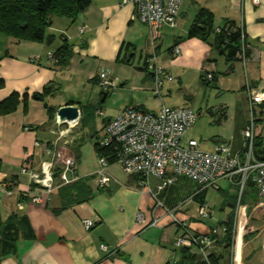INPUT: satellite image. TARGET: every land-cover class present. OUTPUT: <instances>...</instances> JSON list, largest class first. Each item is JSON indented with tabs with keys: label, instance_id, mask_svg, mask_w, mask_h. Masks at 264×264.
Segmentation results:
<instances>
[{
	"label": "crops",
	"instance_id": "1",
	"mask_svg": "<svg viewBox=\"0 0 264 264\" xmlns=\"http://www.w3.org/2000/svg\"><path fill=\"white\" fill-rule=\"evenodd\" d=\"M258 1L255 4L253 0L241 3L183 0L177 25L164 26L153 49L147 26L131 19V4L91 0L74 22L57 17L52 20L54 25L49 30L59 31L63 38L55 48L62 46L64 40L70 45L71 57L66 65H58L54 56L49 57V53H55L51 49L55 36L48 44L19 42L0 33L3 82L0 101L12 93H18L21 99L13 112L0 115V264H198L201 261L194 251L183 253L175 248L178 231L166 209L174 210L197 233L207 234L233 218L238 187L224 178L219 180L218 189L207 188L197 193L199 186L186 176L177 177L173 184L150 177L149 187H141L139 175L125 174L115 162H110L107 169L111 176L109 186L102 187L97 182L99 163L95 144L109 118L119 115L127 106L149 110L145 102L148 94L153 93V76L146 69V58L155 54L156 64L164 70L162 100L157 110L163 103L173 108L189 107L200 115L197 99L207 87L241 91L236 99L220 100L208 112L217 116L220 125L226 128L207 151H213L221 141H228L231 155L242 157L247 150L242 133L248 124L244 81L246 78L251 85L264 84V0ZM200 9L213 14L216 27L229 20L243 30L248 54L245 62L238 58L233 66L227 64L213 45V35L207 40L190 35ZM79 28H84L82 33ZM176 44L180 53L173 56L171 50ZM101 68L109 71L108 92H102L98 86ZM205 68L215 72L211 86L201 82ZM230 74L236 78L229 79L226 75ZM45 87H53L54 96L35 100L33 96ZM172 89L183 96L178 104L171 98ZM238 102L242 104L240 111L236 108ZM65 105L79 109L77 122L69 123L71 129L79 126L70 138L59 136V129L46 108L56 113ZM100 109L104 117L97 116ZM196 124L197 121L185 140L193 138ZM230 125L235 128L227 138ZM236 135L240 138L239 145L233 138ZM197 140L206 150L202 139ZM47 148L55 154L51 192L30 185V172L39 173L48 159ZM69 156L74 157L75 164L67 174L70 182L63 184L62 158ZM24 168L26 171L22 172ZM170 175L168 168L167 176ZM238 179L234 177L235 182ZM159 185L164 188L158 190ZM149 189L163 206H157ZM210 191L221 194L217 212L208 201ZM35 196L41 202L33 201ZM202 201L210 204V217L205 221L196 218ZM261 201L264 203L248 181L241 207L251 218L239 226V240L230 247H225L224 234H218L212 249L216 264H230L232 254L239 264H264V206L255 211ZM139 215L141 222L137 221ZM82 219H93L96 224L87 231ZM101 244L108 247L107 252L101 249ZM192 255L196 258H190Z\"/></svg>",
	"mask_w": 264,
	"mask_h": 264
},
{
	"label": "built area",
	"instance_id": "2",
	"mask_svg": "<svg viewBox=\"0 0 264 264\" xmlns=\"http://www.w3.org/2000/svg\"><path fill=\"white\" fill-rule=\"evenodd\" d=\"M120 5L131 4L133 6L132 20L144 23L148 28L150 45L154 49L156 41L160 38L161 29L164 26L175 27L179 10L183 0H117ZM241 3L243 0H233ZM258 4V0H253ZM84 28H79L82 33ZM219 28H217V31ZM242 34L241 53L238 57L245 62V34ZM173 56L180 53V47L174 46L171 50ZM49 57L53 55L49 53ZM147 70L153 76V94L162 100L161 89L164 81V70L156 64V56L153 54L146 58ZM215 72L209 68L202 71L201 79L212 84ZM98 86L102 92H108L111 88L109 71L101 68L98 72ZM244 89L246 94L248 124L243 130V137L247 142V150L243 156H232L228 141L218 143L213 151L203 150L197 139L185 140V135L195 125L199 115L192 108H173L162 103L157 111L140 109L127 106L117 116L109 118L104 125V133L98 140L100 147H111L113 161L107 157L98 156V185L109 186L111 176L107 169L110 162L119 164L127 175L137 174L140 176L139 186L149 187V178L157 177L164 179L165 184H173L177 177L186 176L194 181L199 189L197 193L207 188L218 189V182L228 178L232 184L238 187V194L234 205L232 218L231 244L236 242L238 228L251 218V214L241 207V201L245 186L251 181L260 199L264 200V160L258 159L253 151L254 143L260 140L264 146V84L251 85L245 78ZM98 117H104V112L97 110ZM77 122V121H76ZM75 122V123H76ZM54 123L59 129L61 125H67V130H58L62 137L69 133V123L63 124L55 115ZM55 132V131H52ZM47 160L42 164L39 173L30 172V185L38 186L51 192L53 178L51 167L55 154L51 149L45 150ZM64 169L60 174L61 182L67 184L70 180L68 172L73 168L75 159L73 156L62 158ZM168 168L171 175L167 176ZM24 168L22 172H25ZM239 179L235 182L234 177ZM164 185H159L162 190ZM149 191L152 193L151 189ZM157 206H163L162 201L153 194ZM33 201L41 202L38 196ZM172 225L177 228L178 234L174 241L177 249L187 248L194 251L203 262L210 264L212 249L217 242L218 234L227 231L226 223H221L207 234H199L194 231L189 223L179 218L174 210L166 209ZM210 217V206L201 203L197 208L196 218L205 221ZM141 222V216H137ZM81 223L85 230H91L96 221L82 219ZM156 222H154L155 224ZM105 252L108 247L100 245ZM230 264H239L235 255H231Z\"/></svg>",
	"mask_w": 264,
	"mask_h": 264
},
{
	"label": "trees",
	"instance_id": "3",
	"mask_svg": "<svg viewBox=\"0 0 264 264\" xmlns=\"http://www.w3.org/2000/svg\"><path fill=\"white\" fill-rule=\"evenodd\" d=\"M90 3L91 0H0V33L19 42L44 43L53 38L48 34L53 18H67L74 22L89 7ZM217 28H219L218 31ZM241 31L234 22L229 20H224L219 27H216L213 22V14L207 9H200L191 26L190 35L203 40H207L209 36L213 35L215 49L222 52L221 55L225 57V62L231 65L233 62L238 61V55L241 53ZM247 55L246 51L245 57ZM53 56L58 65H66L69 62L71 50L66 40ZM201 82L204 85L211 86L210 83L204 82L202 79ZM2 83V80H0V87L3 85ZM52 89L53 87H45L34 96L43 101L46 97L55 93ZM20 101L18 93H12L6 99L0 101V115L13 112ZM46 108L49 116L54 121L55 110L47 106ZM95 150L98 156H104L109 161H113L111 147H100L99 144H95ZM253 151L258 159L264 160V146L261 145L260 140L254 143ZM201 203H204V201ZM225 223L227 231L224 233L225 239L223 241L227 248L231 245L232 218ZM188 250L187 248L181 249L183 253ZM190 258L194 259L196 257L192 255ZM216 262L217 258L212 254L210 264H216ZM182 263L177 262L175 264ZM198 264L207 263L201 260Z\"/></svg>",
	"mask_w": 264,
	"mask_h": 264
},
{
	"label": "rangeland",
	"instance_id": "4",
	"mask_svg": "<svg viewBox=\"0 0 264 264\" xmlns=\"http://www.w3.org/2000/svg\"><path fill=\"white\" fill-rule=\"evenodd\" d=\"M53 20V19H52ZM54 24L52 23V26ZM56 25V23H55ZM48 31L50 33H48L49 35H51L52 37L55 36V40L54 43L51 44V49L54 50V52H56V50L58 48H55V45L57 43L58 40H62V34L57 31V30H49ZM47 42V41H46ZM165 42H164V46H165ZM55 48V49H54ZM221 62L222 60L220 59V57H217ZM229 79L230 78H236L235 74H230V75H226ZM239 93H241L240 90H237V92H230V91H222L219 88H213V87H207L206 91H204L203 94H200L199 98L197 99V105L201 106L200 108H198L197 111H200L202 113H200L198 120H197V124L195 126V130L193 132V138L195 139H202V144L204 145V147L209 149L210 145H212L213 140L218 138L219 136H221L223 134V132L225 131L226 126L224 127L223 125H220V123L217 121V116H211L208 112H210V109H212L214 107V105H216L220 100H226V101H232V99H236L235 96H237ZM192 94H194L192 92ZM150 95L149 97H147V100L145 102V107L146 109L149 110H157V108L159 107L158 103L160 102V99L158 97H155L153 95V93L148 94ZM52 96H54V94H52ZM195 97H197L196 94H194ZM172 100H175V104H178L179 100L183 98L182 94L179 92H176V90L172 89ZM242 104L240 102H238L236 108L238 111H240V106ZM197 106V107H198ZM194 107H196L194 105ZM243 111V110H242ZM241 114L243 115V112H241ZM79 126H77L76 128H72L69 129V133L67 134L68 137H72L74 136V134H76L77 129ZM233 126L230 125V127L227 130V138L230 137V135H232L233 131H234ZM68 126L67 125H61L59 127V131L60 130H67ZM236 141L237 144L239 145V136L236 135L233 137ZM70 143V142H69ZM221 198V194L217 191H210L209 192V196H208V201L209 203L212 205V209L213 211L217 212L219 211V206H217L218 201ZM209 204V205H210ZM215 205V208H213V206ZM264 206V203L258 202L257 205L255 206V211L258 210L259 207ZM237 241L239 240V234H237L236 238Z\"/></svg>",
	"mask_w": 264,
	"mask_h": 264
},
{
	"label": "water",
	"instance_id": "5",
	"mask_svg": "<svg viewBox=\"0 0 264 264\" xmlns=\"http://www.w3.org/2000/svg\"><path fill=\"white\" fill-rule=\"evenodd\" d=\"M51 40L48 39L47 43L50 44ZM222 54V52H220ZM235 62H233L231 65L233 66ZM231 66V67H232ZM232 70V69H231ZM231 70L228 71V73H231ZM106 97V93L104 95L103 100ZM35 100H39V97L33 96ZM56 116L58 117L59 121L63 124L66 123H75L79 118V109L76 106L73 105H65L63 107H60L57 112ZM219 123H221L220 119L217 120Z\"/></svg>",
	"mask_w": 264,
	"mask_h": 264
}]
</instances>
